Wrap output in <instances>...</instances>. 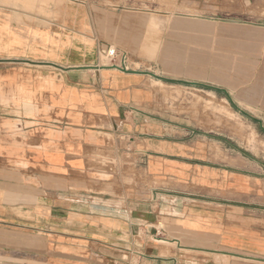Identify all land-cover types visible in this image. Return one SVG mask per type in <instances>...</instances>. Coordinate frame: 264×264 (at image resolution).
Wrapping results in <instances>:
<instances>
[{
  "label": "crops",
  "instance_id": "0c3cea01",
  "mask_svg": "<svg viewBox=\"0 0 264 264\" xmlns=\"http://www.w3.org/2000/svg\"><path fill=\"white\" fill-rule=\"evenodd\" d=\"M112 1L128 45L146 1ZM28 34L0 25V264H264L263 163L178 131L147 71Z\"/></svg>",
  "mask_w": 264,
  "mask_h": 264
},
{
  "label": "rangeland",
  "instance_id": "374dc122",
  "mask_svg": "<svg viewBox=\"0 0 264 264\" xmlns=\"http://www.w3.org/2000/svg\"><path fill=\"white\" fill-rule=\"evenodd\" d=\"M145 1L130 7L145 21L124 46L96 27L117 9L112 0H0V25L49 38L61 56L77 59L73 49L85 45L102 66L117 64L108 49L126 53L128 69L145 70L164 87L167 107L158 110L178 131L264 164V0ZM7 94L0 93L2 106L13 99Z\"/></svg>",
  "mask_w": 264,
  "mask_h": 264
},
{
  "label": "built area",
  "instance_id": "2783aa9c",
  "mask_svg": "<svg viewBox=\"0 0 264 264\" xmlns=\"http://www.w3.org/2000/svg\"><path fill=\"white\" fill-rule=\"evenodd\" d=\"M107 57L110 59L111 62L117 64H112L113 67H119L121 69L126 68V54L124 53H117L114 49L107 50Z\"/></svg>",
  "mask_w": 264,
  "mask_h": 264
},
{
  "label": "water",
  "instance_id": "95a60500",
  "mask_svg": "<svg viewBox=\"0 0 264 264\" xmlns=\"http://www.w3.org/2000/svg\"><path fill=\"white\" fill-rule=\"evenodd\" d=\"M193 85H195V83H192Z\"/></svg>",
  "mask_w": 264,
  "mask_h": 264
},
{
  "label": "bare ground",
  "instance_id": "6f19581e",
  "mask_svg": "<svg viewBox=\"0 0 264 264\" xmlns=\"http://www.w3.org/2000/svg\"><path fill=\"white\" fill-rule=\"evenodd\" d=\"M112 67V66H111Z\"/></svg>",
  "mask_w": 264,
  "mask_h": 264
}]
</instances>
